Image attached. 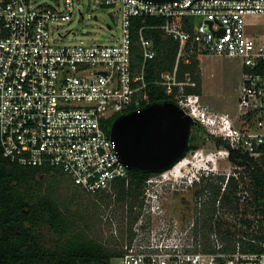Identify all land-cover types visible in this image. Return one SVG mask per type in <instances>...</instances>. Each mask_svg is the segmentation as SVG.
<instances>
[{
  "label": "built area",
  "instance_id": "built-area-1",
  "mask_svg": "<svg viewBox=\"0 0 264 264\" xmlns=\"http://www.w3.org/2000/svg\"><path fill=\"white\" fill-rule=\"evenodd\" d=\"M94 3L119 12L122 36L111 44L66 45L63 42L70 32H54V24L71 21L76 11L81 13L76 0H64L63 9L35 5L34 0H0V147L4 158L23 167L58 169L83 192L115 197L116 185H128L130 176L107 128L111 119L148 106L145 65L156 58L157 50L154 39L144 32L161 29L179 44V50L173 72L161 73L155 85L163 87L205 131L215 147L211 159L231 163L232 152H237L260 162L264 157V34L253 31L257 24L250 18L264 16V0ZM148 18H162L164 23L142 25L138 30L137 45L144 57L139 71L134 64L133 20L144 24ZM192 56L241 59L243 73L234 113L218 112L201 95L186 93V87H196V83L189 74L179 80L178 67L181 59L190 63ZM183 161L188 165V159ZM170 170L146 181L142 202L135 208L138 219L115 264H221L220 259L224 264H264V250L242 249L244 243L264 248L257 237L240 231L246 228L242 214L233 221L222 220L223 229L229 226L236 232L230 237L236 245L230 253L225 251L228 237L223 234L207 235L196 221L186 230L170 221L162 196L168 191ZM223 176L227 182L230 176L240 181L242 212L251 200L249 189L243 187L236 171ZM217 205L215 220L222 219L223 210L230 212L220 202ZM244 219L251 221V231L258 229V217ZM156 220L159 225L154 224Z\"/></svg>",
  "mask_w": 264,
  "mask_h": 264
},
{
  "label": "trees",
  "instance_id": "trees-1",
  "mask_svg": "<svg viewBox=\"0 0 264 264\" xmlns=\"http://www.w3.org/2000/svg\"><path fill=\"white\" fill-rule=\"evenodd\" d=\"M163 23L162 18H148L144 24L138 19L133 20L134 64L139 71L144 57L137 45L138 30L142 25L156 27ZM144 33L154 39L157 50L156 58L148 60L145 65V78L150 83L147 88L149 96L147 105L165 101L177 103L166 94L163 87L156 86L155 82L159 81L161 73L173 72L179 44L165 36L161 29H146ZM186 74H189L196 83V87H186V93L202 95L200 62L196 56H192L190 63L180 60L179 80H184ZM175 90L178 91V88ZM117 118L109 121L108 132L111 131ZM192 132L189 152L197 149L194 144L197 135L205 133L198 125L193 127ZM219 145L220 143L218 147ZM230 161L237 167L236 172L240 174L241 179L245 177L249 179L247 185L243 183V187L249 189L251 200L242 207V212L238 196L241 183L233 176H230L228 182L223 175L203 177L202 187L196 192L199 198L205 194V191H209L212 198L209 201L211 211L207 218L208 224H204L202 228L207 234L214 231L228 237V244L225 247L228 253L236 248L233 238H230L236 232L229 227L223 229L220 218L214 220L219 202L222 208L229 207L230 212H234L235 218L240 214L243 215L242 220L246 228L240 229L242 233L257 237L259 241L264 242V157L258 162L248 155L232 152ZM52 171L65 175L58 169L23 167L11 163L4 158L0 147V264H114L113 260L120 256V249L114 250L102 242L82 240L76 236L72 221L59 207L55 197L41 191L40 177L47 176ZM154 175L157 174L129 170V184L119 182L115 188V197L107 193H98L104 197H114L123 204V207L127 206L131 218L126 231L128 237H131L132 226L138 219L135 208L142 202L146 181ZM249 215L259 219V227L256 231H251L248 225L251 221L244 219ZM46 228L55 236L52 246L45 239ZM242 249L244 252L252 253H261L264 250L261 244L248 243H244ZM224 262L220 259L221 264Z\"/></svg>",
  "mask_w": 264,
  "mask_h": 264
},
{
  "label": "rangeland",
  "instance_id": "rangeland-1",
  "mask_svg": "<svg viewBox=\"0 0 264 264\" xmlns=\"http://www.w3.org/2000/svg\"><path fill=\"white\" fill-rule=\"evenodd\" d=\"M34 4L64 8V0H34ZM78 6L81 7L82 15L76 11L71 21L54 24V32L57 35L70 32L63 43L66 45L81 42L111 44L122 36L121 19L117 10L95 7L94 0H76V7ZM250 22L257 24L253 31L264 34V16L250 18ZM200 68L202 83L204 76L208 97L203 96V102L218 112L234 113L243 73L241 59L201 56ZM194 144L197 149L189 152L184 158L188 159V165L179 167L185 162L183 159L177 164V170L174 166L168 172L170 177L168 191L162 194L169 220L176 221L184 230L191 221H196L200 227L208 224L207 218L211 211L209 201L212 198L209 191H205V194L199 198L196 196V192L202 187L201 178L210 175L229 176L237 171L232 163L219 158H210L215 147L209 143L206 133L197 135ZM39 180L42 183L41 191L53 195L59 207L72 221L76 236L82 240L102 242L114 250L121 248L128 236L126 231L131 221L126 205L123 207V204L114 197L83 192L75 187L66 175L56 174L55 171L47 176L43 175ZM242 182L247 185L249 180L243 178ZM222 214L223 221L229 222L235 219L232 211L223 210ZM154 224L159 225L158 220L154 221ZM44 233L46 241L52 246L55 236L48 228L44 229ZM115 262L116 260H113L114 264Z\"/></svg>",
  "mask_w": 264,
  "mask_h": 264
},
{
  "label": "water",
  "instance_id": "water-1",
  "mask_svg": "<svg viewBox=\"0 0 264 264\" xmlns=\"http://www.w3.org/2000/svg\"><path fill=\"white\" fill-rule=\"evenodd\" d=\"M141 1L164 4L176 0ZM195 125L178 104L165 101L118 117L111 128V138L129 170L161 174L189 153Z\"/></svg>",
  "mask_w": 264,
  "mask_h": 264
},
{
  "label": "crops",
  "instance_id": "crops-1",
  "mask_svg": "<svg viewBox=\"0 0 264 264\" xmlns=\"http://www.w3.org/2000/svg\"><path fill=\"white\" fill-rule=\"evenodd\" d=\"M200 58H201V56L198 58L199 59V62H200ZM201 69V68H200ZM202 71V70H201ZM202 75H203V73H202ZM205 79H204V76H203V83H202V95H201V97L203 98V96L204 97H206V98H208L207 97V94H206V88H205Z\"/></svg>",
  "mask_w": 264,
  "mask_h": 264
},
{
  "label": "bare ground",
  "instance_id": "bare-ground-1",
  "mask_svg": "<svg viewBox=\"0 0 264 264\" xmlns=\"http://www.w3.org/2000/svg\"><path fill=\"white\" fill-rule=\"evenodd\" d=\"M185 165H186V162H183V163H181V165H179V167L185 166Z\"/></svg>",
  "mask_w": 264,
  "mask_h": 264
},
{
  "label": "clouds",
  "instance_id": "clouds-1",
  "mask_svg": "<svg viewBox=\"0 0 264 264\" xmlns=\"http://www.w3.org/2000/svg\"><path fill=\"white\" fill-rule=\"evenodd\" d=\"M202 179V178H201Z\"/></svg>",
  "mask_w": 264,
  "mask_h": 264
},
{
  "label": "flooded vegetation",
  "instance_id": "flooded-vegetation-1",
  "mask_svg": "<svg viewBox=\"0 0 264 264\" xmlns=\"http://www.w3.org/2000/svg\"><path fill=\"white\" fill-rule=\"evenodd\" d=\"M217 212V211H216Z\"/></svg>",
  "mask_w": 264,
  "mask_h": 264
}]
</instances>
